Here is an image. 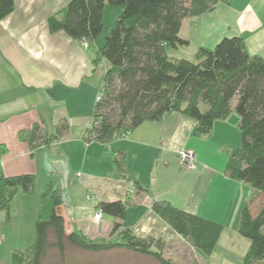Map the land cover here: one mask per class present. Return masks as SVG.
Wrapping results in <instances>:
<instances>
[{"label": "crops", "instance_id": "crops-1", "mask_svg": "<svg viewBox=\"0 0 264 264\" xmlns=\"http://www.w3.org/2000/svg\"><path fill=\"white\" fill-rule=\"evenodd\" d=\"M13 1V10L0 20V172L7 177L32 174L35 185L31 194L15 193L9 218L4 213V220H11L16 202L37 217L44 177L54 173L60 176L64 191L60 212L66 233L77 231L100 241L109 237L112 223L117 221L138 237L161 239L163 254L171 245H186L197 258L198 249L152 210L155 200L220 223L223 229L216 246L225 231L224 222L215 216L220 209H235L237 230L240 211L254 190L224 172L228 159L224 147L238 144L214 135L216 128L229 123L233 111L216 120L206 135L196 133L192 118L171 112L158 122L145 121L123 136L99 142L89 131L96 124V97L109 64L105 59L97 64L93 60L107 32L83 45L82 40L48 28L49 17L69 0ZM111 8L104 5L102 23L107 9L112 10L113 22L120 13ZM179 36L187 44L166 48L172 58L194 60L198 48H213L221 38L231 36H242L249 54L264 58V0L218 2L210 10L184 18ZM101 62L103 75L97 80L94 74ZM238 123L239 119L237 129ZM33 126L47 137L58 135L32 147L18 133ZM180 149L192 151L190 165L180 163ZM120 159L121 171L116 163ZM113 200L125 204V219L113 217L103 222L101 217L95 223L92 218L100 209L98 203ZM6 238L0 234V241ZM13 253L0 256V264H13ZM168 254L181 262L193 260L191 253Z\"/></svg>", "mask_w": 264, "mask_h": 264}, {"label": "trees", "instance_id": "trees-1", "mask_svg": "<svg viewBox=\"0 0 264 264\" xmlns=\"http://www.w3.org/2000/svg\"><path fill=\"white\" fill-rule=\"evenodd\" d=\"M230 1L69 0L65 8L49 17L48 28L92 42L102 32L105 3L120 8L93 60L94 64L100 59L109 63L101 97L95 103L96 124L89 131L99 142L107 143L145 121L158 122L171 112L192 118L196 133L201 135L209 134L214 122L232 111L238 115L240 143L224 147L228 153L224 172L254 190L239 216L237 231L249 239L241 264H264V58L250 55L242 36L223 37L213 48L200 47L194 60L166 54V48L187 44L179 36L184 18ZM13 7V0H0V20ZM56 135L47 137L38 126L18 133L32 147L46 144ZM116 163L121 171V159ZM34 185L32 174L7 177L0 172V212L8 219L15 193L31 194ZM63 192L59 175H45L34 242L24 253L12 254L13 264H42L48 248L63 256L66 244L90 251L124 247L151 255L159 264H174L164 256L161 239L138 237L117 221L112 223L109 237L100 241L77 231L66 233L60 212ZM98 207L118 220L126 217V206L119 200L100 201ZM152 210L192 247L205 254L213 252L223 229L220 223L163 200L153 201Z\"/></svg>", "mask_w": 264, "mask_h": 264}, {"label": "rangeland", "instance_id": "rangeland-1", "mask_svg": "<svg viewBox=\"0 0 264 264\" xmlns=\"http://www.w3.org/2000/svg\"><path fill=\"white\" fill-rule=\"evenodd\" d=\"M111 9H118V6H113ZM112 10H106L103 17V31L107 32L110 24L113 22L114 15ZM102 33L99 37L102 36ZM106 63H108L106 61ZM109 64V63H108ZM104 64L101 62L97 66L95 79L99 80L103 75ZM238 115L235 112L231 113L228 119L229 123L221 128H216L214 135L215 139H225L228 143L239 144L240 133L237 129ZM214 139V140H215ZM218 142V141H216ZM258 201V200H257ZM257 203V202H256ZM14 209H12L11 220H4V212H0V234L7 235L6 240H2L0 244V256L7 255L9 251L24 253L26 249L33 244L35 239V230L33 222L36 216L32 217L30 209L25 211L18 202L14 203ZM253 209V207H252ZM234 210L235 209H220L219 213L215 216L225 224V231L223 238L215 250L211 254H205L200 250H197V258L193 257L192 250L186 245H171L169 246L168 253L186 254L191 253L192 261L189 259H183V261H177L174 256L168 254L164 255L167 258L173 259L174 264H241L246 247L249 245V239L241 236L234 226ZM14 211V212H13ZM255 211V209H253ZM102 221L113 219L112 216L102 213ZM237 224V223H236ZM238 227V225H237ZM165 245V243H164ZM187 256V255H186ZM179 257V256H177ZM170 259V260H171ZM42 264H159L154 257L147 254H141L134 250H130L124 247H113L106 250L90 251L82 250L76 246L66 244L65 252L61 256L55 248H48L41 261Z\"/></svg>", "mask_w": 264, "mask_h": 264}, {"label": "built area", "instance_id": "built-area-1", "mask_svg": "<svg viewBox=\"0 0 264 264\" xmlns=\"http://www.w3.org/2000/svg\"><path fill=\"white\" fill-rule=\"evenodd\" d=\"M82 44L86 45V42L83 41ZM100 97H101V94H98L97 97H96V101H98L100 99ZM123 135L124 134H122V136ZM177 157H178L180 163L182 165H186V166L190 165L192 163L193 159H194V155H193L192 151L185 150V149L178 150ZM101 217H102V211L100 209H97L94 212L92 219H93V221L95 223H97L100 220Z\"/></svg>", "mask_w": 264, "mask_h": 264}]
</instances>
